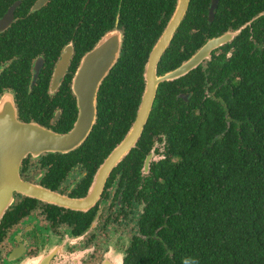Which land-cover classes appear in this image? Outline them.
I'll return each instance as SVG.
<instances>
[{"label": "flooded vegetation", "instance_id": "obj_1", "mask_svg": "<svg viewBox=\"0 0 264 264\" xmlns=\"http://www.w3.org/2000/svg\"><path fill=\"white\" fill-rule=\"evenodd\" d=\"M176 4L0 0V169H16L19 184L51 195L14 189L0 217V264H100L112 254L124 263L133 246L156 237L160 167L175 162L178 131L191 138L192 113L202 115L207 100L225 104L221 88H232L235 81V69L228 70L235 54L244 45L252 51L264 46V0H189L168 46L174 55L162 61L165 49L158 75L179 66L209 38L224 33L228 38L196 67L159 82L140 136L102 174V183L100 169L136 118L143 70L141 85L133 83V74L118 79L111 73L115 66L109 70L97 91L91 129L74 147L16 151L9 137L19 134L17 123L69 132L79 115L74 77L81 58L108 30L100 33L102 24L118 19L125 28L123 8L142 25L161 26L160 35ZM66 49L71 54L60 71L57 64ZM128 68L132 72L133 65ZM155 103L159 111L150 119ZM145 225H152L153 235Z\"/></svg>", "mask_w": 264, "mask_h": 264}, {"label": "trees", "instance_id": "obj_2", "mask_svg": "<svg viewBox=\"0 0 264 264\" xmlns=\"http://www.w3.org/2000/svg\"><path fill=\"white\" fill-rule=\"evenodd\" d=\"M121 15L128 20L125 39L111 73L133 74L141 85L162 27L142 25L123 8ZM112 26L104 22L100 33ZM242 47L229 62L232 88H221L225 104L205 101L204 113L189 118L191 138L177 132L176 160L160 167V228L133 246L123 264H264V46ZM170 49L162 61L174 55ZM158 111L155 103L150 119ZM145 229L152 232V225Z\"/></svg>", "mask_w": 264, "mask_h": 264}, {"label": "water", "instance_id": "obj_3", "mask_svg": "<svg viewBox=\"0 0 264 264\" xmlns=\"http://www.w3.org/2000/svg\"><path fill=\"white\" fill-rule=\"evenodd\" d=\"M189 0H177L172 17L153 43L143 68L144 90L136 118L131 125L125 139L114 149L100 169V182L104 180L102 174H107L114 164L125 154L136 139L140 136L144 124L149 116L157 86L161 81H169L180 77L196 67L205 57L209 56L212 48L223 43L228 35L226 33L209 38L187 60L176 68L161 75L157 74V64L165 49L177 30L187 9ZM124 40V27L115 20L113 26L106 30L95 46L81 58L74 77V92L78 98L79 115L74 127L65 134H56L35 124H16L15 131L19 133L14 138L9 137L10 147L16 151L30 150L40 152L44 150H66L81 142L91 129L97 114V91L105 75L115 65L121 55ZM71 50L66 49L57 64V69H65L69 61ZM7 174H4L6 173ZM16 169H0V217L4 209L13 199L14 189L23 192H37L44 196L50 194L32 188L29 185L19 184ZM24 188V189H23ZM100 264H123L122 256L106 257Z\"/></svg>", "mask_w": 264, "mask_h": 264}]
</instances>
